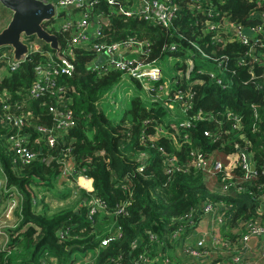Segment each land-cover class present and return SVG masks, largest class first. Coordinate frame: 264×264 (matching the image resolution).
<instances>
[{
	"label": "trees",
	"instance_id": "obj_1",
	"mask_svg": "<svg viewBox=\"0 0 264 264\" xmlns=\"http://www.w3.org/2000/svg\"><path fill=\"white\" fill-rule=\"evenodd\" d=\"M213 1L216 10L226 13L233 21L245 27L263 24V31L258 38L264 41V20L252 15L264 13L263 0ZM93 11L102 22L101 30L104 36L101 38L116 41L136 36L148 40L150 52L146 57L147 61L162 60L170 54L166 49L169 44L179 43L196 51L188 43V40L192 39L206 53L215 50L214 56L220 58L222 64L227 62L232 67H236L232 64L235 56L242 55L249 48V44L244 45L235 41L227 42L224 48L222 45H211L210 40L213 34L203 32L204 13L189 11L186 7L182 9L181 15L168 26L127 17L118 13L104 0H98L93 5ZM64 15L65 13L60 12L58 17ZM54 20L46 21L43 25L57 36L59 43L63 46L70 34L68 31L52 28ZM179 35L188 40L179 38ZM256 49L262 50L259 47ZM74 53L73 74L70 77H63L62 82L67 86V92L73 100L75 125L68 129L67 134L58 141L55 148H47L41 143L42 147L36 149L41 152L39 158L52 157L47 164L34 160L29 164L16 167V170L13 168V155L7 138L15 129L0 116V164L7 178V188L15 187L21 199L20 210L15 213L18 223L13 229H9L11 231H8V248L9 250L11 248V252L7 255V249L0 251V264H40V257L45 252L56 256L59 262L63 263L64 254L76 248L84 250L97 244L95 235L101 232L92 233L96 227L86 217L85 198H89L88 192L80 191V204L78 203L76 208L67 206L52 212L42 203L39 207L40 201L36 200L35 193L32 191L34 186L51 187L65 163L76 169H84L85 174L91 178L90 193L105 201L110 208L131 194L128 214L117 218V223L122 227L120 238L100 249L95 264H113L114 262L131 264V258L138 252L154 253L157 245L149 241L148 232L167 236L164 238L167 242L175 228L172 218L188 211L191 207H199L206 201L221 200L232 203L230 213L235 219L255 218L257 203L254 197L264 191V186L262 189L252 187V191L247 189L248 191L238 192L233 187L224 190V184L231 180L239 181L237 183L245 187L248 180L235 179L234 174L226 173L219 174L213 181L209 175L195 169L192 165H185L183 169H175L167 173L169 167L165 162L167 156L175 155L178 163L181 164L186 160V154L191 145L205 151L219 146L218 142L213 143L211 139L203 136L202 131L211 126L209 123L198 122L191 128L179 132L180 137L188 133L191 145L184 143L177 148L168 138H160L155 144L142 141L143 134L152 133L156 125L163 123L168 128L173 122L168 108L161 105V102H153L149 99L145 101L140 96H136L130 100L129 107L118 121L111 120L100 108V102L103 96L121 81V72L111 70L99 74L87 66V63L95 56L93 51L78 47ZM38 59V55L32 54L21 64L19 70L3 74L0 77V92H9L12 102H19L33 79V67ZM196 59L201 60L202 63L197 62ZM196 59L193 65L194 70L187 76L183 71V80L178 82L176 87L185 92H194V109L203 107L215 110L229 107L243 114L245 131L255 144L254 158L256 162L258 159V163H261L262 159L259 157H264V149L260 147L264 144V140L260 139V135L264 132V91L254 89L250 81L244 82L247 75L243 71L234 74L224 72L223 78L231 76L234 83L230 88L223 89L206 80L208 71L206 68L210 61L203 60L205 58L198 54ZM183 65L184 63L179 62L175 66ZM239 77L242 80H239ZM131 81L137 90L143 89L138 81L134 79ZM159 83L160 81L157 80L151 81L150 88H156ZM253 107L258 111L259 117L256 120L251 117ZM28 110L33 113L31 124H42L48 127L52 125L51 114L41 98H25L20 111ZM27 130H30L31 138L40 137L34 128L29 127ZM253 133L255 135H252ZM160 146L163 147V151L159 150ZM66 147L72 148L67 151ZM141 164H145V167L139 171L138 167ZM257 177L264 180V175L258 174ZM256 183L258 182H254ZM2 192L4 198L10 193ZM61 227H71V237L60 240L57 229ZM221 236L228 242L233 241L236 234L222 228ZM133 241H138V245L132 250ZM167 247L171 249L169 244ZM165 248L161 247L162 253ZM227 248L222 244L213 249L227 254ZM223 257L215 253L202 263L189 264H217V261L222 260Z\"/></svg>",
	"mask_w": 264,
	"mask_h": 264
},
{
	"label": "built area",
	"instance_id": "obj_2",
	"mask_svg": "<svg viewBox=\"0 0 264 264\" xmlns=\"http://www.w3.org/2000/svg\"><path fill=\"white\" fill-rule=\"evenodd\" d=\"M38 1L52 4L55 11L54 17H57L60 12L65 13L64 17L67 20L57 29L68 31L70 37L63 46L58 41V49H52L48 44L38 42L36 37L22 34L20 41L26 45L27 50L19 59L15 58L14 49L11 46L0 49V71L6 67L7 72L11 73L19 70L21 64L30 55L39 56L33 67V79L19 102H12L9 92H0V116L15 129L7 138L15 170L16 167L29 164L34 160H40L47 164L52 157L42 156L39 158L41 152L36 149L42 147L41 143L47 148H55L58 141L67 134L68 129L75 125L73 100L67 92V86L62 82V78L70 77L73 74L75 69L74 50L82 47L95 53L94 58L87 63L89 69L99 74L111 70L121 72L122 79H134L140 83L145 97L148 96L147 99L161 102V105L170 111V118L173 119V122L169 124L168 128L163 123L156 125L152 133L143 134L142 141H150L155 144L160 138H168L173 146L179 148L184 143L191 145L188 133L182 134L181 138L180 131L189 129L202 121L211 125L202 131L203 136L211 139L213 143L218 142L219 146L205 151L191 145L187 151L186 160L181 164L178 163L175 155L167 156L165 160L169 165L167 173L175 169H183L185 165H192L195 169L202 170L206 175H209L213 181L218 178L219 174L226 173L234 174L235 179L248 180L246 187L237 183L239 181L231 180L224 184V190L231 187L238 192L248 191L247 189L252 191V187L262 189L264 180L259 179L257 175H264V157H259L262 159L261 163H258V159L256 162L254 158L255 144L245 131L244 115L229 107L215 110L203 107L194 109V92L178 89L176 84L183 80V71L187 76L194 70L193 65H195L198 54L205 58L203 60L210 61L206 68L208 69L206 80L209 82L227 89L233 85L234 81L231 76L223 78L224 72L234 74L243 71L247 75L244 82L250 81L254 89L264 91V41L258 38V35L263 31V24L245 27L233 21L226 13L216 10L213 0H104L120 14L148 20L152 24L163 26H168L176 20L184 7L189 11H202L205 16L203 32L213 34L210 40L211 45H222L224 48L230 41L244 45L249 44V48L242 55H236L233 59L232 64L236 67H232L227 62L222 64L220 58L214 56L215 50L206 53L200 45L182 35H179V38L188 40V43L196 51L179 43L169 44L166 49L170 54H167L162 60L147 61L146 57L150 52L148 40L136 36L116 41L101 38L104 36L101 30L102 22L93 11V5L98 0ZM65 10L73 11L78 18H73L72 13L65 12ZM252 15L264 20V13H253ZM54 17L52 19H55ZM51 26L54 27L53 23ZM45 29L47 30L46 27ZM256 47L262 50L256 49ZM99 57L101 60L96 63ZM165 60L173 61L174 71L170 77H164L160 70V63ZM196 61L202 63L199 59ZM179 62L184 65L176 67L175 65ZM5 73H0V77ZM197 73L199 72L197 71ZM155 80L160 83L156 88H150V82ZM239 80L242 78L239 77ZM25 98H41L42 103L47 105L51 114L52 125L50 127L31 124L32 111H20ZM176 112L180 116L176 115ZM251 117L255 120L259 117L258 111L254 107ZM29 127L34 128L40 137L31 138L30 130H27ZM253 127H255L254 124ZM260 136V139L264 140V132ZM260 147L264 149V144ZM71 148L66 147L65 149L70 151ZM159 150L163 151V147L160 146ZM144 167L145 164H141L138 170L142 171ZM55 182L59 185L65 182L70 195H79L81 190L89 193V198H85L87 201L86 217L95 227L96 222L99 224L92 233L95 231L101 233L95 235L97 244L91 247L92 253L84 249L85 254L81 258L64 260L63 263H60L56 256L45 252L40 257V264H95L100 249L120 238L122 227L117 223V218L128 214L131 194L110 208L105 201L90 193L92 191L91 178L85 174L84 169H76L68 163L64 164ZM254 182L258 183L254 184ZM124 188L126 187L124 186ZM0 189L10 192L6 198L0 192V203L5 202L3 208H0L1 223L5 218H10L14 210L18 208L19 211L21 207L17 189L15 187L7 188V178L1 164ZM249 193L251 194V192ZM254 199L257 203L254 219L233 218V214L230 213L232 203L221 200H210L199 207H191L188 211L172 218L175 228L167 242L164 239L167 236L148 232V239L157 245V250L154 253L146 251L136 253L131 258V264H177L179 262L176 259L179 257L188 264L191 262L202 263L215 253L224 256L222 260L217 261V264H264V191ZM104 220L108 221V224H105L102 231L100 227ZM202 224L206 225L207 233L198 235L194 240L193 234L200 230ZM16 225H12L9 229H13ZM70 228H58V238L65 240L71 237ZM222 228L229 229L232 234H236L233 241L226 242L222 239ZM206 237H208L207 240ZM1 239H4V242L0 246V251L7 249V255L10 254L9 233L5 227L0 225V242ZM251 240H254L253 244L250 243ZM168 244L171 246L170 250L167 247ZM222 244L228 247L227 254L216 252L215 249ZM137 245L138 241H133L131 249H135ZM161 247H166L163 253ZM169 252L174 253L175 256L169 255ZM113 264L118 263L114 262Z\"/></svg>",
	"mask_w": 264,
	"mask_h": 264
},
{
	"label": "rangeland",
	"instance_id": "obj_3",
	"mask_svg": "<svg viewBox=\"0 0 264 264\" xmlns=\"http://www.w3.org/2000/svg\"><path fill=\"white\" fill-rule=\"evenodd\" d=\"M65 12H71L73 18H78V16L73 11L65 10ZM11 15L12 12L0 3V31L8 24L9 20L11 19ZM54 18L55 20L53 22V25L55 28H60L63 22L67 20V18H65L64 16L61 17L57 16ZM38 42L44 43L41 40H38ZM172 64L173 61H168V60L162 61L160 63V70L164 77H170L173 74L174 70ZM7 71L8 70L6 69V67H3L0 73H5ZM142 91L143 90L141 89L137 90L135 88V85L131 81V79L128 78L121 79V81L118 84H116L107 93V95L103 96L100 102V108L106 113V115L109 118H111V120L118 121L121 118L124 111L129 107L130 100L133 97L140 96L142 100L148 101L147 100L148 96L146 95L147 96L146 98L144 92ZM176 114L180 116L178 112H176ZM219 158L222 159L220 156ZM32 191L35 193L36 200L40 201L39 207L41 206L42 203V205L47 206L48 209L52 212L67 206H71V207L73 206V208H76L80 204L79 201L80 195H70L69 188L65 185V182H63L62 185H59L57 184V182H54L53 185L48 188H46L43 185L34 186L32 188ZM0 192L3 193L1 189ZM3 205H5V202L0 203V208H3ZM17 209L13 211V214L10 216V218L8 219L5 218V220L0 223L1 227H5V229H7V232L11 231L9 230V228L12 227V225H16L18 223V217L14 216V213H16ZM107 222L108 221L106 220L102 221L100 227L102 231L104 230L103 227L105 226V224H108ZM98 225H99L98 222H96V227H98ZM3 242L4 239H1L0 246H2ZM87 250L91 253L93 252L91 248H88ZM84 254H85L84 250L76 248L70 253L64 254L63 257L65 258V260L69 261L71 259L81 258ZM168 254L171 256L172 255L175 256V254L174 253L171 254V252H169ZM176 261L179 262L180 264H187L186 261H184V259H182L181 257L177 258Z\"/></svg>",
	"mask_w": 264,
	"mask_h": 264
},
{
	"label": "water",
	"instance_id": "obj_4",
	"mask_svg": "<svg viewBox=\"0 0 264 264\" xmlns=\"http://www.w3.org/2000/svg\"><path fill=\"white\" fill-rule=\"evenodd\" d=\"M0 3L12 12L8 24L0 31V47L11 46L16 59L26 52V45L20 41L23 34L36 37L48 44L52 49H58V39L44 27V22L54 15L52 4H44L38 0H0ZM133 57V55H132ZM99 57L96 63H99ZM254 240H251L253 244Z\"/></svg>",
	"mask_w": 264,
	"mask_h": 264
},
{
	"label": "crops",
	"instance_id": "obj_5",
	"mask_svg": "<svg viewBox=\"0 0 264 264\" xmlns=\"http://www.w3.org/2000/svg\"><path fill=\"white\" fill-rule=\"evenodd\" d=\"M202 227L200 228L199 231H197L196 233L193 234V239L196 240L198 235L202 234V233H207V230H206V225L205 224H202L201 225ZM208 239V237H206V240ZM194 243V242H193Z\"/></svg>",
	"mask_w": 264,
	"mask_h": 264
}]
</instances>
